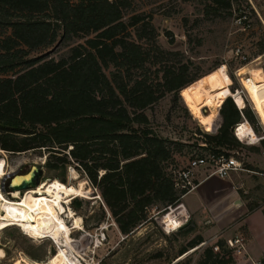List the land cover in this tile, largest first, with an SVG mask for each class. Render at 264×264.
<instances>
[{
  "label": "trees",
  "instance_id": "1",
  "mask_svg": "<svg viewBox=\"0 0 264 264\" xmlns=\"http://www.w3.org/2000/svg\"><path fill=\"white\" fill-rule=\"evenodd\" d=\"M131 8L132 0H0V149H44L49 168L65 167L70 157L99 190L123 235L155 223L150 211L161 214L176 202L175 171L196 155H231L241 146L235 126L244 120L256 131L258 119L231 92L243 108L231 95L224 99L217 131L200 133L199 147L207 152L170 166L183 144L158 135L145 110L167 94L176 99L207 74H190L189 64L176 59L179 53L158 43L151 15L126 18ZM220 8L228 16L236 12L232 0H210L205 13ZM235 20L244 30L251 26L244 11ZM56 41L70 43L65 56L42 53ZM79 205L73 201L74 209ZM257 206L250 203L248 210ZM173 233L187 241L173 249L168 264L204 241L190 223ZM190 258L173 264H190ZM196 264H236L234 251L219 237L202 248Z\"/></svg>",
  "mask_w": 264,
  "mask_h": 264
},
{
  "label": "rangeland",
  "instance_id": "2",
  "mask_svg": "<svg viewBox=\"0 0 264 264\" xmlns=\"http://www.w3.org/2000/svg\"><path fill=\"white\" fill-rule=\"evenodd\" d=\"M209 3L210 0H132V8L127 11L126 18L132 13L151 15V21L159 33L160 46L179 53L176 59L189 64L190 74H207L182 89L176 99L172 94H167L147 108L145 113L158 135L183 144L169 163L176 162L182 166L192 155L207 152L199 147L204 142L200 133H215L214 129L217 131L221 124L219 110L204 107L206 104L201 102L202 94L215 86L231 96L236 93L241 95L244 104L258 117L255 115L257 130L251 127L257 138L251 140L252 143L247 140L240 142L236 138L241 146L231 150V153L242 161L247 170L241 172L235 183L246 191H242V197L253 199L257 196L260 200L264 197V146L260 144V137L264 136V52L259 54L258 49L264 41V0H232V9L244 11L250 18L251 26L246 30L235 20L236 12L228 16L220 8L218 13L206 14ZM69 44L56 41L42 53L59 59L65 56ZM220 67H224L227 74L219 75ZM228 77L231 80L229 87L226 84ZM201 109L203 113L209 110L210 115L202 117ZM67 158L65 167L49 168L46 166L48 153L44 149L21 153L0 149V161L6 173L0 179L3 194L10 197L8 183L12 176L27 172L33 164L39 165L42 168L41 184L58 180L67 186L81 188V196H70L61 211L63 216L71 211L79 224L78 228H73L72 220L66 221L70 237L69 251L75 261L80 264H168L167 257L173 255V249L187 240L163 229L160 222L166 211L158 214L151 210L150 215L155 223L141 224L130 234L123 235L99 190L89 182L77 163ZM197 172L199 178L203 172L207 173L206 168H200ZM210 181L217 187L227 186L223 179L216 176ZM74 200L80 201L77 209L73 208ZM3 216L8 217L5 213ZM204 219L189 213L184 225L190 223L196 233L202 234L209 226ZM219 237L223 236L219 234ZM216 239L204 238L201 247ZM59 248V243L54 239H34L15 225L0 229V264H30L27 262L35 260L47 262ZM202 248L182 259L190 256V264H196Z\"/></svg>",
  "mask_w": 264,
  "mask_h": 264
},
{
  "label": "bare ground",
  "instance_id": "3",
  "mask_svg": "<svg viewBox=\"0 0 264 264\" xmlns=\"http://www.w3.org/2000/svg\"><path fill=\"white\" fill-rule=\"evenodd\" d=\"M221 69H223V72ZM224 69V67H220L218 74H227ZM237 94L238 93L235 95L240 101V95ZM228 95L229 94L226 93L225 90L221 91L218 90L217 87L213 86L210 90L205 91L202 94L201 102L203 101V103L206 104V106H204L206 108L211 107L219 109L222 102ZM237 106L241 108L242 105L237 104ZM201 114L202 117L210 115L209 110L207 113H203L202 109ZM236 127V134L240 139L247 140L249 143H252L251 140L257 138L256 135L253 134L247 121H242ZM5 175L4 166L0 161V179ZM69 189H71V191H68ZM74 195L81 196V188H77L72 185L67 186L58 180H52L45 184H41L40 181L37 186L25 189L22 192L18 190L11 191L9 193L10 197H7L3 194L2 185L0 183V229L2 230V228L9 225H15L21 228V230L29 237H34V239L51 237L59 243L60 248L49 261L40 262L35 260L28 261L27 263L80 264L70 255V237L66 221L67 219H71L73 228H78L79 224L77 219L72 216L71 211L68 212L67 216L61 215L62 206L64 203H67L70 196ZM178 210L176 209L173 212L166 211V214L161 217L160 223H162L164 230L173 229L179 225L180 222L174 217V215L182 214ZM4 213L8 217H4Z\"/></svg>",
  "mask_w": 264,
  "mask_h": 264
},
{
  "label": "crops",
  "instance_id": "4",
  "mask_svg": "<svg viewBox=\"0 0 264 264\" xmlns=\"http://www.w3.org/2000/svg\"><path fill=\"white\" fill-rule=\"evenodd\" d=\"M240 174L241 172H234L223 179L227 185L225 188L217 187L210 181L215 176L204 177L202 173L199 178L198 175V185L183 198V203L189 213L198 219L205 218V222L209 224L206 232L201 234L203 238L216 239L220 234L229 239L242 235L244 245L240 253H234L235 263L258 264L264 258V197L260 200L257 196L253 199L242 197V191H246L237 186L239 183H235ZM194 194L196 197H190ZM250 203L258 206L250 211Z\"/></svg>",
  "mask_w": 264,
  "mask_h": 264
},
{
  "label": "built area",
  "instance_id": "5",
  "mask_svg": "<svg viewBox=\"0 0 264 264\" xmlns=\"http://www.w3.org/2000/svg\"><path fill=\"white\" fill-rule=\"evenodd\" d=\"M245 18V17H244ZM239 22V21H237ZM239 50V49H238ZM238 54V53H237ZM243 59L245 57H242ZM238 72V71H237ZM237 90H235L236 92ZM235 102V99L231 97ZM237 106V104H236ZM245 106V105H244ZM239 110L242 108L238 107ZM260 120V119H259ZM237 126V125H236ZM235 126L233 132L236 138L243 142V139H240L236 134L237 127ZM216 132V129H214ZM264 136L260 137L263 139ZM259 140V139H258ZM257 140V141H258ZM206 168L204 177L216 176L220 179H225L231 176L234 172H244L247 169L243 166V163L240 159L236 158L234 154L225 156L223 154L218 155L215 153H209L206 155H196L188 160V163L185 167L174 172V187L177 189L179 195L176 202L173 205L166 207V211L173 212L176 209L182 213L174 215V217L180 222L178 226L173 229L165 230L167 233L173 232L175 229L184 225L189 218V212L183 203V198L193 191L198 185V169ZM178 213V212H177ZM45 238V237H44ZM49 238V237H47ZM51 238V237H50ZM53 240V238H51ZM226 242L229 247H231L234 253H240L244 245V237L242 235H236L233 238L226 239ZM260 264V263H258Z\"/></svg>",
  "mask_w": 264,
  "mask_h": 264
},
{
  "label": "water",
  "instance_id": "6",
  "mask_svg": "<svg viewBox=\"0 0 264 264\" xmlns=\"http://www.w3.org/2000/svg\"><path fill=\"white\" fill-rule=\"evenodd\" d=\"M41 175H42V168L39 165L33 164L30 166L27 172L12 176L8 183V189L10 191L18 190L22 192L25 189L37 186L40 182L39 178ZM203 244L204 243L202 242L200 245L196 246L195 248L190 249L189 251L186 252V254L184 253L185 255L183 254L182 256H180L173 263L178 262L180 259L190 254L191 252H193L195 249H197L199 246Z\"/></svg>",
  "mask_w": 264,
  "mask_h": 264
},
{
  "label": "snow or ice",
  "instance_id": "7",
  "mask_svg": "<svg viewBox=\"0 0 264 264\" xmlns=\"http://www.w3.org/2000/svg\"><path fill=\"white\" fill-rule=\"evenodd\" d=\"M221 71L223 72V69H221ZM225 79H227V77H225ZM68 191H71V189H69Z\"/></svg>",
  "mask_w": 264,
  "mask_h": 264
}]
</instances>
